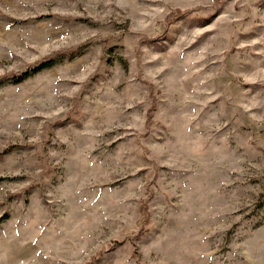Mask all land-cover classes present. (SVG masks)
Listing matches in <instances>:
<instances>
[{
    "label": "rangeland",
    "instance_id": "obj_1",
    "mask_svg": "<svg viewBox=\"0 0 264 264\" xmlns=\"http://www.w3.org/2000/svg\"><path fill=\"white\" fill-rule=\"evenodd\" d=\"M0 264H264V0H0Z\"/></svg>",
    "mask_w": 264,
    "mask_h": 264
},
{
    "label": "trees",
    "instance_id": "obj_2",
    "mask_svg": "<svg viewBox=\"0 0 264 264\" xmlns=\"http://www.w3.org/2000/svg\"><path fill=\"white\" fill-rule=\"evenodd\" d=\"M79 54L75 52V50L69 51V52H64L61 54H57L49 59H46L37 65L28 68L26 71L12 76L10 78V82L13 84H22L25 81H27L30 78H33L34 76L40 74L43 71L52 69L60 64H63L66 61H72L78 57Z\"/></svg>",
    "mask_w": 264,
    "mask_h": 264
}]
</instances>
